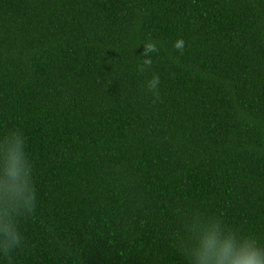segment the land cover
<instances>
[{"label":"trees","instance_id":"trees-1","mask_svg":"<svg viewBox=\"0 0 264 264\" xmlns=\"http://www.w3.org/2000/svg\"><path fill=\"white\" fill-rule=\"evenodd\" d=\"M9 128L37 206L0 264H188L194 212L264 243V0H0Z\"/></svg>","mask_w":264,"mask_h":264},{"label":"clouds","instance_id":"clouds-1","mask_svg":"<svg viewBox=\"0 0 264 264\" xmlns=\"http://www.w3.org/2000/svg\"><path fill=\"white\" fill-rule=\"evenodd\" d=\"M175 48L182 51L184 41L177 40ZM157 51L154 42L143 45L138 71L151 68ZM160 86L159 74L152 73L145 84L147 91L159 95ZM27 149V138L19 129L9 128L0 135V254L9 259L25 243L21 219L31 217L37 206ZM178 239L188 264H264V243L219 216L192 213L185 219Z\"/></svg>","mask_w":264,"mask_h":264}]
</instances>
